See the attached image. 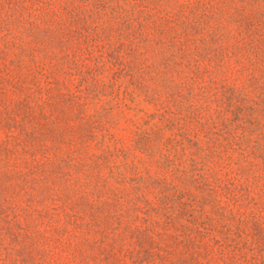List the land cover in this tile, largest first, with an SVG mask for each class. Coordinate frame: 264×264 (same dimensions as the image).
<instances>
[{
    "label": "rangeland",
    "instance_id": "obj_1",
    "mask_svg": "<svg viewBox=\"0 0 264 264\" xmlns=\"http://www.w3.org/2000/svg\"><path fill=\"white\" fill-rule=\"evenodd\" d=\"M0 264H264V0H0Z\"/></svg>",
    "mask_w": 264,
    "mask_h": 264
}]
</instances>
